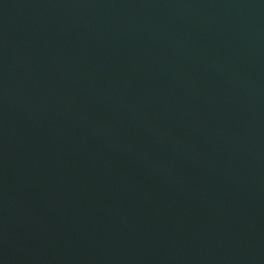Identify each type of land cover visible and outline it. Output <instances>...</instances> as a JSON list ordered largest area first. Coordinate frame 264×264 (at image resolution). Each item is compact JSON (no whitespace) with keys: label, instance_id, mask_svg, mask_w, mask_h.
Here are the masks:
<instances>
[{"label":"water","instance_id":"95a60500","mask_svg":"<svg viewBox=\"0 0 264 264\" xmlns=\"http://www.w3.org/2000/svg\"><path fill=\"white\" fill-rule=\"evenodd\" d=\"M0 264H264V0H0Z\"/></svg>","mask_w":264,"mask_h":264}]
</instances>
